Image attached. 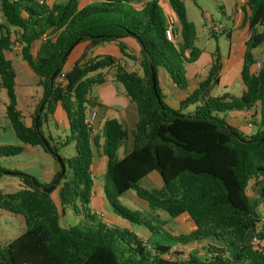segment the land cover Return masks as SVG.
Listing matches in <instances>:
<instances>
[{
	"label": "trees",
	"instance_id": "trees-1",
	"mask_svg": "<svg viewBox=\"0 0 264 264\" xmlns=\"http://www.w3.org/2000/svg\"><path fill=\"white\" fill-rule=\"evenodd\" d=\"M167 3L168 13L159 0H94L84 5L79 0H0V85L6 92L5 114L16 138L23 144L40 146L55 161L59 147L75 139V154L60 156L65 172L54 186L58 187L59 207L51 191L41 190L51 185L59 166L49 183L15 173L23 186L0 193V209L21 216L24 223L18 236L0 245V264H264V228L258 227L256 213L264 201V140H260L264 130V60L257 61L253 54V49L264 43V0H246L243 6L247 37L239 72L244 86L241 94L210 95L219 83L222 67L215 50L206 76L175 109L163 100L158 72L163 70L177 89L185 90L190 81L186 68L202 51L195 45V26L186 16L183 1ZM171 15L173 40L166 36ZM127 37L137 43V54L123 41ZM35 40L41 43L33 56L31 44ZM110 42L138 69H128L111 54L87 55L91 48ZM82 43L81 54L65 69L72 51ZM14 44L42 91L30 124L17 108L15 70L4 56ZM149 62L156 73L159 101ZM56 68L59 71L50 80ZM109 70L135 104L137 119L130 134L114 117L103 122L100 148L106 157L105 198L122 219L157 234L141 212L130 213L115 204L107 182L115 196L133 190L150 209L164 210L171 218L187 214L194 225L188 233L143 240L128 228L104 223L89 207L93 145L98 144L84 118L92 103L91 88L102 84ZM57 105L67 116L70 132L62 143L42 128ZM189 106L193 108L188 110ZM229 111H251L249 122L255 126L254 132L243 134L217 114ZM129 140L131 150L118 157V149ZM22 151L21 145L1 144L0 158ZM151 171L158 173L161 186L141 187L139 181ZM252 181L257 198L247 194ZM76 204L82 208V218L70 228L61 227L59 213L67 205L76 211ZM254 237L258 243H253ZM193 243L200 244L204 259L186 254L180 247Z\"/></svg>",
	"mask_w": 264,
	"mask_h": 264
},
{
	"label": "rangeland",
	"instance_id": "rangeland-1",
	"mask_svg": "<svg viewBox=\"0 0 264 264\" xmlns=\"http://www.w3.org/2000/svg\"><path fill=\"white\" fill-rule=\"evenodd\" d=\"M89 0H79L80 5L87 3ZM187 12L188 20L193 22L196 30L195 45L201 49V54L197 59V67H193L192 71H189L190 78V89L194 86L196 80H202L207 73L210 55L215 50H218L220 56H223L224 62L226 61L227 55L229 54V41L224 33L219 32L221 26L227 25L228 21L226 15H230L232 12L234 0H230V3H224L225 0H182ZM160 5L164 10L169 8L167 0H159ZM224 4V6H222ZM168 6V7H167ZM213 26H218L219 30H215ZM211 32H214L216 36H212ZM217 32H219L217 34ZM82 47V45H79ZM239 46L234 47V51ZM238 50V49H237ZM255 57L258 61L264 60V47L256 48L254 50ZM14 59L15 72L18 76L19 83L16 87L17 97L19 98V108L24 112H28L32 108V99L37 100L41 94V88L37 85V77L35 74L28 73L23 66H20L17 61L16 53H12ZM230 55L235 53L230 52ZM236 56V55H235ZM71 60L72 58L69 57ZM241 61H239L240 63ZM128 69L137 70L138 66L131 60H126ZM238 66V63H235ZM68 66L66 63L64 68ZM204 71L202 72V70ZM202 69V70H201ZM110 71V70H109ZM163 70H159L158 78L162 86L163 84ZM111 73V72H110ZM109 73V74H110ZM122 90L121 84H119ZM243 85L238 79L232 83L224 86L223 84L215 85L211 92V96H217L222 94L224 91H229L235 96H239L242 92L241 88ZM97 88L92 87L90 90V96L97 97ZM179 92L186 94L188 89L179 90ZM228 92V93H229ZM166 103V102H165ZM167 104V103H166ZM193 106H189L188 110H191ZM258 111V118H260V105L256 107ZM251 111H229L217 113L220 118H223L226 123L238 129L243 134H252L254 132L251 126H248V122L251 119ZM257 118V119H258ZM28 120V117L26 118ZM29 121V120H28ZM51 131L54 135H58L59 141L62 143L65 137L70 134L69 130L63 132L61 129L56 131L51 124ZM253 126V124H252ZM21 145L23 151L17 155L1 157L0 167L6 173L0 175V193L14 192L21 188L23 185L15 173H22L30 175L36 178L40 183H44L49 175V164L52 159L51 155L45 152L40 146H30L21 143L15 136L8 120L3 118L2 125L0 127V145ZM125 146L119 149L118 154L120 155ZM58 154L63 157H69L75 154V139H72L67 144L59 147ZM13 173V174H11ZM104 173H99L93 179V188L95 195L90 199L89 207L93 210H101V215L96 214L103 222L108 214L113 216L121 217L113 211V207L110 202L105 198L103 190ZM162 184L160 176L156 171L149 172L140 181L139 185L144 188H155L160 187ZM107 189L109 197L115 202L116 205L124 208L128 212L134 211L141 212L148 220L149 224L152 225V229L157 232L150 233L147 228L138 223H128L131 231L140 236L143 240L156 241L161 240L165 235L173 232L185 233L189 229L188 219L181 220L180 222L174 221L164 210L161 209H150L144 200L138 198L133 190H129L119 196H115L111 187V183L107 182ZM54 188L51 190V196ZM256 213L258 215L259 226L264 223L262 217L264 216V208L262 204L256 207ZM82 218V208L76 204V211L72 206H64L63 211L59 213V224L63 228H70L76 225ZM122 220V219H121ZM119 220V221H121ZM261 223V224H260ZM114 226L123 227L119 223H114ZM24 229V223L19 215L11 214L7 211L0 209V245L5 246L9 241L18 236ZM160 234V235H159ZM184 248L186 254H195L202 250L200 244H189L186 246H180ZM200 259H204L201 255H197Z\"/></svg>",
	"mask_w": 264,
	"mask_h": 264
},
{
	"label": "crops",
	"instance_id": "crops-1",
	"mask_svg": "<svg viewBox=\"0 0 264 264\" xmlns=\"http://www.w3.org/2000/svg\"><path fill=\"white\" fill-rule=\"evenodd\" d=\"M49 1H53V0H49ZM91 1H94V0H89L88 2H91ZM245 2L246 1L242 2L240 0H234V4H233L231 14L226 15L228 24L221 26V30L219 31V32L224 33L225 36L228 35L227 39L229 41V51H228L229 54L227 55V58H225V60H226L225 62H224L223 56H221L222 67H221V70L219 73V83L218 84H223L224 86L232 83L236 79H238L239 82H241L239 72H240L241 64H242V53L244 51V42H245V39L247 37V25L243 22V19H244L243 6H244ZM224 3H230V0H225ZM222 6H224V4ZM165 11L167 13L169 12L168 9ZM186 16H187V12H186ZM170 18H172V21L174 22V17L172 15L170 16ZM219 32H217V34ZM215 36H216V34H215ZM123 41L126 43L128 48L133 53L137 54L139 48H138L137 43L132 38L127 37V38H124ZM40 43H41V40H35L32 42L31 53L33 56H35L36 51H37ZM79 45H82V47H79ZM79 45L76 46L74 48V50L72 51V53L70 55V57L72 59L71 60L69 59V61L67 63L68 66H66L65 69L69 68L71 62L74 59H76L77 57H79V55L81 54V52L85 46V43H82ZM236 45L239 47L237 48L238 50L236 49L234 51V47ZM258 47L259 48L264 47V43ZM258 47H256V48H258ZM256 48L253 49L254 57H255L254 50ZM231 51H232V53H235L236 56L232 55V57H231V55H230ZM13 52L16 53L15 56L17 57V61L19 62L20 66H23L28 73L34 74L32 72V70L28 67L26 62H24V60L21 58V56L19 54V47L17 44H14L9 51L4 52V56L7 59L11 60L13 67H14V70H15V65H14L15 62H14V59L12 58ZM102 54L114 55V56L120 58V61L123 64H126V60H128L126 58L121 57L120 51L114 42L103 43V44H100L98 46H95L94 48H91L88 51L87 55L93 56V55H102ZM210 60H211V58H210ZM256 60H257V58H256ZM239 61H241V62L239 63ZM235 63H238V66H236ZM208 65H210V62ZM193 67H197V60L187 66L186 69L188 71V74H189L190 70L192 71ZM203 71H204V69L202 70V72ZM188 77H189V75H188ZM198 81L199 80H196L194 86L191 89H190L191 81H189L188 87H187L188 91H191L196 86ZM18 83H19L18 76L15 72V93H16V87H17ZM241 84H242V82H241ZM93 87L97 88V90H98L97 97L90 96L92 103L90 106L87 107L86 113L95 112V117H94L93 126H92V129H93L92 136H94V135L97 136L98 146L93 145V160H92V165H91V175H93L95 178L97 174L104 173L105 167H106V157L101 153V148H100V145L103 142V138L101 137V130H102L104 120L107 118H111V117L118 119L120 121V123L128 130V132L130 134L131 129L135 126L137 114H136L135 104L133 102H131L125 96L124 90L123 89L121 90L118 83L116 81H114L111 70L107 72L105 81L102 84H99V85H96ZM160 87H161V91H162V95H163V100L170 107H172L174 109L177 108V102L179 100L183 99L184 96L188 93L187 92L186 94H183V93L179 92V89H177L167 79V77L165 75H163V84H162V86L160 84ZM241 90L242 91L244 90V86L241 88ZM226 92L228 93L229 91H224V92H222V94L226 93ZM230 94H232V93H230ZM232 95H234V94H232ZM16 98H17V108L23 114L24 121L26 122V124H30V121H31L30 117H31L37 103L41 99V94L39 95V97L36 101L32 99V108H30V110H28V112H24L23 110H21L19 108L20 107L19 106L20 100L17 97V93H16ZM5 104H6V92H5L4 88H2V86L0 85V127L2 125L3 118L7 119L6 114H5ZM27 117H28L29 121L26 119ZM50 124L54 128H56V131L61 129L63 132H65L66 130H68L67 116L59 105H57L55 107V110L53 112L52 117L50 119H48V121L42 127L45 132L49 133L56 141H59L60 136L53 134V132L51 131V126H49ZM249 124H250V122H248V126H249ZM251 127H254L253 130H255L254 125ZM131 148H132V143H131V140H129L127 142V144L125 145V148L123 149V151L120 155L118 154L120 148L118 149V151H117L118 157H122L125 153H128L131 150ZM57 166H58L57 162L52 158L50 161V164H49V175L46 178L44 183H49L52 180V178H53V176H54V174L58 168ZM253 185H254V181H252L250 183V185L247 189V194L252 198H257L258 197L257 187H255V186L253 187ZM53 192H54L52 194L53 196H51V197H52L53 201L55 202V204L59 207L58 187H56L53 190ZM50 195H51V193H50ZM94 195H95V190L92 187L91 198ZM260 204H262V207L264 208V201L261 202ZM91 209L93 210V208H91ZM93 212L96 214H99V215H101V213H102L101 210H98V211L93 210ZM121 219H119V217L108 214L105 218L104 223H106L108 225H113L114 223H119V224L123 225V227L131 230L127 221L124 219H122V220ZM173 219H174L175 223L180 222L181 220L188 219V221H189L188 229L189 230L185 233H188L189 231L194 229V225L190 221L187 214H181V215H179ZM261 219H262V221H264V216ZM119 220H121V221H119ZM258 227L264 228V223L261 224L260 226L258 223ZM185 233H182V232L179 233V232L171 231L172 235H174V234H185ZM149 239L150 238H148L147 240H149ZM202 253H203L202 250H200L197 253V255H201Z\"/></svg>",
	"mask_w": 264,
	"mask_h": 264
},
{
	"label": "water",
	"instance_id": "water-1",
	"mask_svg": "<svg viewBox=\"0 0 264 264\" xmlns=\"http://www.w3.org/2000/svg\"><path fill=\"white\" fill-rule=\"evenodd\" d=\"M79 37L73 42L70 44V46L67 48V50L65 51L64 55H63V58H66L69 53L71 52V50L73 49V47L77 44V42L79 41ZM149 68H150V73H151V81H152V87H153V91L155 93V96H156V99L157 101H159L160 97L159 95L157 94L156 92V87H155V81H156V73H155V70L153 68V65L151 64V62H149ZM59 71V68H56L55 71L52 73V75L50 76V80H52L57 72ZM263 92H264V83H263ZM42 107H43V104L41 103V105L39 106L38 108V114L36 115L35 117V121H36V128H37V121H38V117H39V113L41 112L42 110ZM263 110H264V95H263ZM231 132V130H230ZM260 140H264V130H263V135L262 137L260 138ZM44 145L46 147L47 150H50V146L49 144H47L46 141H44ZM55 159H56V162L59 166V173L58 175L53 179L51 185L47 188H41L42 191L46 192V193H49L55 186V184L57 183V181L60 179V177L64 174L65 172V163L63 162V160L61 159L60 155H58L57 153L55 154ZM3 173H6L5 171H3ZM12 174V173H11Z\"/></svg>",
	"mask_w": 264,
	"mask_h": 264
},
{
	"label": "built area",
	"instance_id": "built-area-1",
	"mask_svg": "<svg viewBox=\"0 0 264 264\" xmlns=\"http://www.w3.org/2000/svg\"><path fill=\"white\" fill-rule=\"evenodd\" d=\"M240 1L244 2L246 0H240ZM168 23H169V26H168V28L166 30V36H167V38L169 40H173V33H172V24H173V21H172V18H170V17L168 18ZM213 28L215 30H219V27L218 26H213ZM94 117H95V112H89V113H86V115H85L84 122H85V124L90 129H92ZM249 126H252V125L249 124ZM92 131H93V129H92ZM91 179L92 180L94 179V176L93 175H91ZM252 241H253V243H258L259 242V240L256 237H254L252 239Z\"/></svg>",
	"mask_w": 264,
	"mask_h": 264
}]
</instances>
